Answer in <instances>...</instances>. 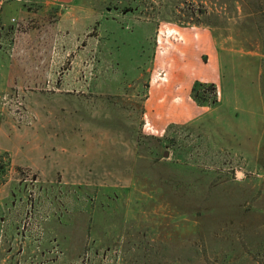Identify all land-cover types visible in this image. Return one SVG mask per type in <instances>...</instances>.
<instances>
[{
	"label": "rangeland",
	"instance_id": "374dc122",
	"mask_svg": "<svg viewBox=\"0 0 264 264\" xmlns=\"http://www.w3.org/2000/svg\"><path fill=\"white\" fill-rule=\"evenodd\" d=\"M21 3L40 7L12 0L0 23ZM48 24L52 52L3 98L22 139L0 150V264H264V135L223 129L264 119V0H76ZM180 28L212 33L224 85L165 131L146 113L151 70Z\"/></svg>",
	"mask_w": 264,
	"mask_h": 264
},
{
	"label": "crops",
	"instance_id": "0c3cea01",
	"mask_svg": "<svg viewBox=\"0 0 264 264\" xmlns=\"http://www.w3.org/2000/svg\"><path fill=\"white\" fill-rule=\"evenodd\" d=\"M26 1L27 3L28 1H34L40 7L34 10V12H30L29 9L25 8V5L29 4L21 3L15 8L8 6L5 12L2 13V23H0L1 30V26H5L8 18L11 17V15L6 16V13H10L11 10H14L16 14L18 13L19 17L17 21L19 25L13 31L9 41L4 39L0 31V150H6L12 144V141H21L22 139L21 134L15 128H6L8 125L6 124L7 118L11 117V115L3 103L5 94L13 97L17 93H22L24 81L33 77V74L29 77L28 73H25L23 69L25 68L27 71L31 69L30 71H32L35 68L37 70L36 62H34V57H32L33 54L35 56L36 53L42 54L47 51L48 43L45 38L50 34L48 24L50 21V7H68L76 0ZM35 15L41 17L40 21H43V28H41L43 30H40L41 32L38 35L32 31H26L29 25L27 22L28 18ZM11 18L16 21L15 17ZM177 32H175L176 35L174 37L170 34L168 38L165 35L160 37L161 46H166V50L163 48V52L165 50V57L159 53L156 56L158 63L156 62L153 70H151L150 91L147 101L146 113H148L149 118L155 124L160 125L162 122L165 131L172 124L174 126L190 124L194 121L196 122L198 115L203 116L209 113V108L199 107L193 98L192 92L195 84H214L218 88H222L224 85L221 53L212 33L210 31L201 32L197 28L193 30L180 28ZM176 36H180L183 42H177ZM162 42H164V45H162ZM49 48L50 50L47 52L51 53L53 45L49 46ZM203 54L208 56L207 63H204L201 59V55ZM23 58L25 59L24 61L21 60ZM19 59L21 60L20 64L25 63V67L19 68L17 66ZM162 61H165V63ZM41 63L43 64L44 62L42 61ZM158 65L161 66V69L158 68ZM37 76L38 72L36 71L35 78ZM236 85L238 93L235 103L237 107L240 105L244 110V106L246 105L243 102L244 100L241 99L244 91L243 85L239 81L236 82ZM218 91L220 99L221 91ZM252 93H250L249 99L253 103L256 100H254ZM245 99L247 100L248 96ZM197 109H201V113H196ZM244 112L246 113L242 114L239 118L229 116L227 125L225 124L223 129L229 133V136L231 135L234 138L248 139L250 142L252 140L262 141L264 119L261 117L258 120L257 117H252L251 123L248 121L247 115L252 110ZM253 114L255 113L253 112ZM243 116L246 118H242ZM5 124L6 126H4ZM235 134L238 135L236 136Z\"/></svg>",
	"mask_w": 264,
	"mask_h": 264
},
{
	"label": "trees",
	"instance_id": "16d2710c",
	"mask_svg": "<svg viewBox=\"0 0 264 264\" xmlns=\"http://www.w3.org/2000/svg\"><path fill=\"white\" fill-rule=\"evenodd\" d=\"M215 88L210 86H206L204 84H195L194 89H193V98L196 100V102L202 103L203 101L205 102L207 100V97L210 93H214Z\"/></svg>",
	"mask_w": 264,
	"mask_h": 264
},
{
	"label": "built area",
	"instance_id": "2783aa9c",
	"mask_svg": "<svg viewBox=\"0 0 264 264\" xmlns=\"http://www.w3.org/2000/svg\"><path fill=\"white\" fill-rule=\"evenodd\" d=\"M11 1L12 0H0V4L3 5V4L9 3ZM17 1H21V0H17Z\"/></svg>",
	"mask_w": 264,
	"mask_h": 264
}]
</instances>
